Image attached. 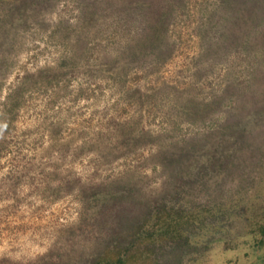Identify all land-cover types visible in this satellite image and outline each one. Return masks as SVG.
Here are the masks:
<instances>
[{
    "label": "rangeland",
    "instance_id": "1",
    "mask_svg": "<svg viewBox=\"0 0 264 264\" xmlns=\"http://www.w3.org/2000/svg\"><path fill=\"white\" fill-rule=\"evenodd\" d=\"M38 1L0 0V23L6 12L15 22L0 24V264H89L118 211L128 218L144 200L161 199L172 172L209 157L217 166L192 167L198 175L182 174L167 199L237 203L238 193L247 205L228 217L231 245L201 243V258L186 264H264V237L248 233L264 223V97L233 131L225 107L212 104L206 119L188 115L262 67L263 45L221 47L215 25L199 15L233 8L222 16L219 0H188L187 14L170 24L172 51L155 59L134 55L136 18L101 12L91 23L77 0ZM34 10L37 19L7 31Z\"/></svg>",
    "mask_w": 264,
    "mask_h": 264
},
{
    "label": "trees",
    "instance_id": "2",
    "mask_svg": "<svg viewBox=\"0 0 264 264\" xmlns=\"http://www.w3.org/2000/svg\"><path fill=\"white\" fill-rule=\"evenodd\" d=\"M41 1L46 3L54 0ZM95 1L77 0L83 9L81 14L87 15L90 18L89 22H95L103 13L105 16L116 14V16L124 17L127 21H133L136 18L140 28L138 34L142 38L141 42L139 41V47L138 44L136 46L134 55L153 53L155 59H160L159 57L162 58L166 54V47L169 49V53L172 51L167 42L170 24L176 23L177 16L185 13L188 8V0H99L100 2L103 1V5L98 7L100 9H97ZM216 1L218 2V0ZM38 3V0H34L35 5ZM221 3L222 16H224L223 7L229 5L233 8L224 17H217L215 11L212 10L213 8L210 9L206 6L204 9H200L202 13L199 15L206 17L209 23L215 25V28L207 27L200 33V37H205L208 34L207 31L213 28L216 34L219 33L218 41L221 47L223 44L224 46L225 44L226 46L235 45L236 50L242 52V50L245 51V46L246 48L249 47L248 43L264 46V13L262 12L264 0H219V6L214 9H221ZM87 10H91L90 15L87 14ZM104 10L109 12H104ZM35 11L29 14V18L21 19L20 24L7 31L19 30L20 27L28 24L27 21L30 18L37 19L41 10ZM186 14L187 12L184 15ZM11 16L13 15L6 12L3 16V23L0 24L7 26V28L13 25L15 23L14 17ZM228 26L231 27L228 28L229 30H227ZM222 28L225 33H223ZM175 29L177 30V28ZM176 32H178L179 37L181 30ZM263 53L262 50L260 55ZM256 60L263 61L262 67L256 68V72L250 78L249 83H245L242 87L232 91L225 88L222 95H218L219 98L213 95L207 104L201 102L202 107L200 103L191 106L188 115L190 114L189 116L193 121L198 120V118L206 119L210 110L214 108L212 104H215L219 108L225 107L220 110L221 117L224 122H228L227 125L233 131L237 125L235 123L246 116V112H250L251 108H258L257 103H261L260 99L264 97V82L260 80L262 76L264 78V58H257ZM221 130L227 131L226 123L222 124ZM211 158L209 157L207 160L196 158L195 163L190 164V169L186 170V167L176 169L177 172H172L166 183L167 193L161 199L154 196L144 200L130 217L127 218L126 211H118L115 215L116 225L113 227L109 238L104 242V249H98L89 264H186L201 258L200 248H198L201 243L233 240L229 239L227 234L232 222V219L230 221L228 217L238 218L240 214L236 207L238 209V207L247 205L243 201L244 196L242 194L237 193V203L234 202L235 198L221 199L214 204L206 203L200 206H188L185 203L172 204L166 197L168 195L172 198L174 194H177V186H180L179 179L182 174L191 178L198 175L191 172L192 167L198 168V172L204 173L215 168L218 159L214 157V161L211 162ZM228 158V156L223 157L226 166L228 165ZM189 182L192 181L189 179ZM209 218L212 220L207 223ZM255 231L260 234L256 240H262L264 223L253 231L251 229L248 233ZM193 245L196 246L194 250L191 248ZM228 245H231L230 242Z\"/></svg>",
    "mask_w": 264,
    "mask_h": 264
}]
</instances>
